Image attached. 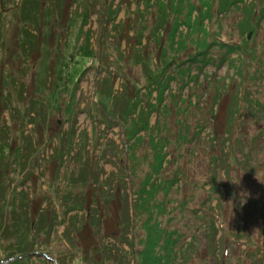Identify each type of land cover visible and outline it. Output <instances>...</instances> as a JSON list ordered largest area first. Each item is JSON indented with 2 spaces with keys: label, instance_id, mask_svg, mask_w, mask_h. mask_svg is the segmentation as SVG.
<instances>
[{
  "label": "rangeland",
  "instance_id": "obj_1",
  "mask_svg": "<svg viewBox=\"0 0 264 264\" xmlns=\"http://www.w3.org/2000/svg\"><path fill=\"white\" fill-rule=\"evenodd\" d=\"M162 1L163 19L157 0H0V264L18 257L25 264H139L135 252L149 235L135 194L162 155L159 198L169 179L183 175L164 207L171 213L159 219L162 229L182 234L180 263L264 264V213L243 225L246 200L264 198V145L251 152L264 112L248 113L241 102L252 93L264 105V81L259 88L253 80L264 68V0ZM182 2L190 15L175 23ZM204 12L210 15L199 27ZM207 32L256 59L225 45L194 60ZM72 72L77 84L66 90ZM132 97L137 106H129ZM237 105L238 122H229ZM198 125L205 126L200 135ZM222 144L225 151L235 144L251 167L217 173L228 161ZM207 218L218 220V250L209 248ZM158 244L165 255L164 239Z\"/></svg>",
  "mask_w": 264,
  "mask_h": 264
},
{
  "label": "trees",
  "instance_id": "obj_2",
  "mask_svg": "<svg viewBox=\"0 0 264 264\" xmlns=\"http://www.w3.org/2000/svg\"><path fill=\"white\" fill-rule=\"evenodd\" d=\"M224 1L221 3V6L222 7L224 5H227V1H226V3H224ZM186 2L189 5L190 0H185L184 3H186ZM34 3L35 2H32L30 4L31 7H33V8H35L37 6V4H34ZM222 4H224V5H222ZM156 5H157L158 9L161 10L160 11V14H161L160 19H163L164 18V15L168 11V9L165 10L167 8V6H166V4L162 0H157ZM170 5H172V4H170ZM204 5L208 8V6L210 4L204 3ZM183 6H184V4L182 2L174 10V15H175L174 22L175 23L177 22V18H182V19L187 20L188 16L190 15V14L188 16H184L183 15V12H182V10L184 8ZM190 6L191 7L189 8V12L188 13H190L192 11V9L194 8L195 5L191 4ZM207 10L209 12H211V10H209V9H207ZM209 12H207V13L204 12V13L201 14V18H199V20L197 22V23H199V27H201V25H202V23L204 21L203 19L209 18V15H210ZM87 16H88V14L85 13V16L84 17L87 18ZM259 21H261V20H259ZM142 27L140 28V30L142 31V33H140V35H142V34L144 35V32L147 31V28L145 26L143 28ZM255 30H256V28H250V30L246 29L245 31H247L249 33V32H253ZM199 32H202V30L200 29ZM207 35L209 37L208 40L211 39V42H209L210 44L208 43V40H206V41L204 40V41L199 42V45L198 46H201V45H204V46H201L200 47V49L202 51L198 55L195 56V59L194 60H196V61H198L197 57H199V56H202L203 57V56L208 55L209 54V49H211L213 46H221L222 47V46L227 45L228 46L227 48H229V50H230L229 51L230 54L231 53L234 54L236 52V50L240 51L241 49L244 50V51L246 50L245 51L246 53H248L250 51L247 48L236 47V46H233V45H230V44H225L221 40V38H220V36L218 34H211V33L209 34L207 32ZM213 38L215 40H217V41H214ZM245 39L248 42V40H249L248 37H244V40ZM218 40L219 41H222V43H219ZM181 50H183V47L179 51H181ZM262 50H263V53H264V47L262 48ZM85 53H89L90 54L91 53V50L90 51H87L86 50ZM239 53H241V51ZM250 54L252 55V58L253 59H256L255 53H253V52L251 53V51H250ZM85 56H88V55L85 54ZM257 59H259L258 56H257ZM194 60H192V61H194ZM189 61L191 62L190 59H189ZM74 71H77V68L74 69ZM73 72H72V75L65 82L66 83L65 84L66 85V88H65L66 90H67V87H68V90L70 89V86L69 85L76 86V84H77V82H76L77 80L75 81V75L73 74ZM187 74H189V73H187ZM187 74L181 75L180 78L186 76ZM255 76L256 77L253 78L254 83H255L254 86H258L259 88H261V82L264 81V68L258 69L257 70V75H255ZM189 80H190V82L191 81L192 82L195 81L192 77H189ZM250 83L251 82H249V84ZM148 87L151 89L152 85H149ZM136 97H138V94L135 95V98ZM244 100H245L246 103H249V105H248V113L253 112L252 114H254L255 112H259V114H260L261 112H264V105L261 104L262 103L261 101H260L261 103L258 102L259 100L256 99V98H254V95L252 93L251 94H245L244 96H242L241 97V102L244 101ZM128 102L130 103L129 106H137L140 101L137 102L132 97ZM189 105H192V103L190 102ZM240 109H241V106L240 105H237V107L235 109L236 112L235 113L234 112L232 113V115H231L232 120H230L229 122H231V121L232 122H238V119H237L236 116H238V114L240 113V111H241ZM259 114H257V115L259 116ZM108 120L109 121L115 120L114 119V116L111 115L108 118ZM239 120H240V117H239ZM141 122L144 123V124H146V126H148L147 123H145V120L144 121H141ZM182 126L185 128V132H188L189 131V126H188L187 123H185V124L182 123ZM204 128H205L204 125H198L196 127V135H200L201 132L204 130ZM127 132H128L129 135H131L130 131L127 130ZM232 133L233 132H229V134H232ZM261 133H262V135L260 134V136H261L260 139L261 140L260 139L259 140H255V139L252 140V142H253L252 144L254 146V148L251 149V152L252 153L257 152L256 151V150H258L257 149V144L258 145H264V143H263L264 142V128H263V130H262ZM179 136H180L181 139H184V136H182L181 134H179ZM157 138H158V136H157ZM150 139H152V141L154 143V147H155V142H154L153 137H151ZM163 140L164 139L157 140L158 142H156L157 143L156 146H158ZM244 141H245L246 144L248 143L247 139H245ZM214 143H215V141H214ZM249 145L250 144H247L248 147L245 145L246 146V150L249 148ZM234 146H235V144L233 146H230L231 147V150H227V151H225V148H223L224 147L223 144L220 146L221 147L220 148V151H221V153L224 156L223 159H222V161L224 162V159H226L228 161L225 162L224 166L222 165V162L221 163H218L220 165L218 167H216V170H215V171H217V173H219L222 170L223 174H228V170H230V169H232V172L240 171V173H241V172H243L242 170H244L243 168L246 169V168L251 167V166H249V164L247 162L244 163V160L246 159L245 158L246 155L239 156L238 155V152L236 150H234ZM244 147L242 149H244ZM260 149H259V151H262V149L261 150ZM5 151H6V148H4L3 152H5ZM226 154H228V155H226ZM231 155L233 156L234 162L231 161L230 159H228V158H230ZM239 158H242V160H239ZM164 159L165 158L162 155L160 157H157L155 160H153L152 171L146 176L145 182H144V187L142 189H140L137 194H135V197H136V200H137L136 201V204H135L136 216L137 217L143 216V215L144 216L145 215L147 216L146 217V222H145L144 225L146 226V229H147V232H148V235H149L147 243L145 244V242H143V245H144L143 252H142L141 249L135 252L136 258H137V261H139V264H146V260L147 259L152 260L153 261V264H182V263H180V260L179 259H180L181 255L184 256L186 254L185 251H182V250L178 249L179 242L183 238L182 237V234L179 232V230L178 231L177 230L176 231L175 230H172L171 231V229H165L164 230L161 227H159V219H161V217H164V216H166V215H168V214L171 213L170 210L168 212L166 209H164V207L168 206V203H171V200H172V194H171V192L174 189L173 188L174 182H176L178 178H181V179L183 178V175H180L179 176V173L175 174L173 176V178L169 179V182H168V184L166 186V189H165L164 197L163 198L162 197L159 198L160 197L159 196V193L161 192V190H160V185H158V184H161L162 183V178L160 176V172L163 170V166H164L163 164H165ZM262 167H264V165H262ZM252 171L254 172L255 169H252ZM252 171H251V173L253 174ZM245 174H247V173H245ZM93 176H94V174H93ZM127 177L128 176L125 175V178H127ZM221 177H222V181L228 183V180H227L226 177H223V176H221ZM69 180H71V179H69ZM152 184H153L154 187L152 186ZM262 185H264V183ZM214 186L216 187V189H213V190H216V191H213V190L212 191L215 193V195H218L219 193H221V191L217 189L220 186V185H218V178L216 179ZM258 191L264 193V186H261L260 185L259 188H258ZM213 192H209V193L212 194ZM221 196H224V194H221L220 197ZM262 198H263V196H262ZM166 199H170V200H168V202L164 203ZM249 199H247L248 201L246 200V203H247V205H246V211H245L246 218H245L244 221L242 220L244 226L246 225V222H249V220L252 219V217H254L257 212H259V217L258 218H260L262 216V214L264 213V204H263L264 203V201H263L264 198L263 199H260L261 201L260 200H257V199L254 200V201H252V200H249ZM259 205L262 206L261 207V210L258 207ZM212 210H215L217 212L216 207H212ZM217 215H218V212H217ZM215 217H217V216H215ZM201 219L204 220V217L202 216ZM154 220H156V222H153ZM207 221H208V218H207ZM215 221H218L217 218L215 219ZM215 221H208V224H207V227L210 226V225L213 226V233L211 235H209L210 236V240H209L210 241V247H209L210 250H218L219 249L218 243L220 241H218L217 236H218V233L220 232L221 229H218L216 227L217 225H216ZM149 223L152 224L153 228H150L148 226ZM129 224H130V222L129 223L127 222V225L128 226H129ZM202 227H203L202 225L199 226L198 230L201 231L202 230ZM143 228H144V226H143ZM208 229H209V227H208ZM241 233L242 232L239 231V233H238L239 238L240 237H243V235ZM163 239H164V243L166 244V246H165L166 251L164 249V254L165 255H161L160 254L163 246H161V245L158 244V242H160V240H163ZM192 247L195 249L194 245H192ZM21 250H23V249H21ZM258 254H260V253H258ZM13 257H15V255ZM114 258H116V256L113 257V259ZM184 259L186 260V258H184ZM260 261L261 260H259L257 263L258 264H261ZM103 263L104 264H107V259H105ZM12 264H25V263L22 261V259H20L18 257V258L15 259V261Z\"/></svg>",
  "mask_w": 264,
  "mask_h": 264
},
{
  "label": "bare ground",
  "instance_id": "obj_3",
  "mask_svg": "<svg viewBox=\"0 0 264 264\" xmlns=\"http://www.w3.org/2000/svg\"><path fill=\"white\" fill-rule=\"evenodd\" d=\"M148 185V184H147ZM158 185H160V184H158ZM152 186H153V184H152ZM151 187V186H150ZM154 187V186H153ZM152 188V187H151ZM148 190V189H147ZM149 191V190H148ZM151 191V190H150Z\"/></svg>",
  "mask_w": 264,
  "mask_h": 264
},
{
  "label": "water",
  "instance_id": "obj_4",
  "mask_svg": "<svg viewBox=\"0 0 264 264\" xmlns=\"http://www.w3.org/2000/svg\"><path fill=\"white\" fill-rule=\"evenodd\" d=\"M42 256H43V254H42Z\"/></svg>",
  "mask_w": 264,
  "mask_h": 264
}]
</instances>
